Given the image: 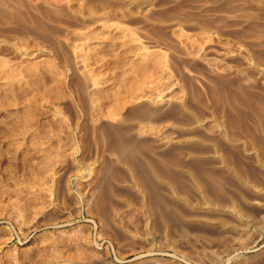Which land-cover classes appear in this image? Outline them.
I'll return each mask as SVG.
<instances>
[{
	"label": "rangeland",
	"instance_id": "1",
	"mask_svg": "<svg viewBox=\"0 0 264 264\" xmlns=\"http://www.w3.org/2000/svg\"><path fill=\"white\" fill-rule=\"evenodd\" d=\"M148 1L151 3V9L146 19L142 20L140 18H129L118 20L121 22L119 24V26L122 25L120 26L121 28L133 30L132 32H134L135 35L140 39L141 43H144L146 46L151 47V42L154 40H164L163 42H165L166 47H168V43L171 41L174 42L171 32L177 27V30L179 28L184 34H189L194 37L195 43H198L201 47H212L213 45H216L217 42L222 41V43H228L230 47L232 46L231 48L234 47L235 50L240 49L242 52H244V54L246 53V55L249 56L251 63H254L252 65L260 66V68L264 67V61L261 59L262 56L264 57V0ZM75 2L77 3L78 0H7L8 4L6 9L8 15H0V58H4L7 60V62L13 64L14 66L26 65L25 67H28V63L30 64L33 62L32 60L35 62H43L47 60L52 63L54 68H58H55L57 72H62L61 74L60 72L59 74L57 73V76L55 71V76H57V78L52 76L53 78L55 77L52 79L56 83L52 81L51 77H46V75H42V77H40L42 82L40 79L35 82L30 77L24 78L22 76L20 82H11V93L4 94V92L0 90V101H2L0 102V111L7 115L12 113V117L15 116L17 119H19L17 120L16 118L12 117V120H10V117L9 119L3 117V119L0 118V264H211L208 257L212 254H220L222 252L221 250L224 249H220V247H223V243H226L230 239L229 238L227 240L228 235L226 233L216 231V227H220L222 224H228L226 226L227 228L228 226L236 224V220L247 224L249 228L248 234H250L248 237L250 244L248 243L249 245L247 249L241 250L239 253L233 255L231 259H224L220 264H264V165L262 164L264 163V150H262L263 153H260L262 151H259L262 148L264 149V134L259 135V132L254 130L255 120L253 119V112L251 108V104H256L259 100V104L257 103V105L262 104L261 106H263L262 108L264 109V75L258 74L257 71L249 68L246 70L247 72H244V74H246L248 77L247 79L245 78L246 75L244 74V76L242 75L243 77H239L234 73L232 74L233 71L226 73V75L224 74L222 78H217L214 74H211L209 71L207 72V69L203 67L204 65L200 63V61L189 62L183 60L184 62L180 61L182 63L176 62L177 68H175V66L174 68L172 67L174 76L171 80H174L181 86H183V83L185 82L184 86L186 91H184L185 89L183 86V91L178 93H180L179 95L183 102H186L184 105L186 108H188V110L186 109L187 112H185L184 116H175L170 120H172L174 124L181 125V127L182 125L189 123V127L193 120H198L199 118L200 121L204 119L210 120L214 116V118H212L210 121L220 123L223 122V124H225L224 126H227V129H229L228 133L235 137L236 143L234 141H227V139H225L220 141L221 143L219 142L217 144L218 146L220 145L218 147L214 145V142L217 141L215 138L217 137H210L209 135L207 136L205 132L203 133L201 130L197 131L195 128L192 130L191 134L188 135L190 138L193 137L194 139V141H191V139L188 140V146H186V143H183V145L175 143L170 145L171 148L160 147V149L159 147L152 145L154 143L153 141L151 143L152 137L150 135H142L135 140L136 142L140 141V143H148V149L144 151L141 150L143 162L149 164L151 161L150 165L159 168V164L161 163L162 159L165 162L169 161L172 163V161L168 160L171 157H168L169 154L175 148L180 149V156H178L177 160L179 164L170 168V173H168L170 174L169 178L173 179L176 183L178 181V184H180L184 180V172L181 171V169H189L197 176L201 177V181L203 183H208V185L205 184V188L207 193L212 195L214 191L210 183L212 178L208 176H219V179L223 180L225 183L227 182L225 184L222 181V189L224 190L225 196L227 198L226 201L229 202L227 203L225 201V206H234L233 208H235L236 211L232 217H230L228 214H223L220 218L214 215H206L204 220H207L208 227L206 224H199L196 221H189L188 223L183 222L182 226H179L174 222H170L168 219L169 217L166 216L167 213L165 209L159 206L154 200H151L149 203L152 204L153 202L154 205H149V212L151 213V211H155V214L157 211L160 212V215H162L166 221L164 224L160 219V215H156L154 218H152L148 211L142 207V204H144L143 197L135 195L136 192L132 193L133 191L129 189L127 185H122L120 183L121 179L125 180V177L128 176H126L127 165H123L124 162L121 163L122 161L119 159V156L114 149L112 132L110 129L116 126L119 127V123L117 122L118 117L115 120H109L110 118L106 119V117H104L105 111H103L108 101L107 94L111 97L112 91L116 89L114 84L115 81L111 80V75L104 69H102V71L99 73L101 78L98 75L96 80L95 78H93L94 80L92 79L94 82L90 79L79 77L78 74L73 73V70L66 68L65 65L62 64L63 61L60 55L57 56L55 54L54 56L53 52L44 47L40 37L42 32L38 27H36V24L34 25L32 23V20H34V23H36L35 20L43 21L47 25V28L52 27L56 29V35L57 37L60 36L59 38L61 42L63 41L61 38H67V36L71 39L72 36H74L73 33L79 32V28L75 26L74 22L67 16L62 15L59 23H52L51 20L48 21L49 19L46 18L47 13H45V11H48L49 9L66 10V7ZM43 10L44 12H41ZM179 10H182L183 12H180ZM98 15L100 14H97L96 17H98ZM171 17L173 19H171ZM191 17L194 18L192 19ZM176 18H179V21L174 20ZM106 19L109 24L111 21L114 22H111V24L116 23L117 25L118 23V21L116 22L117 19H115V17H107ZM166 20H168V22ZM85 21H87V19H85ZM204 22L205 24L207 23L206 26ZM212 22L214 24H212ZM215 23L219 24L220 26ZM199 37H201L203 40ZM229 37L232 39L234 38V41ZM237 37L239 38L237 39ZM204 39L206 42H203ZM16 46L17 48H15ZM42 46L43 48H41ZM171 48L173 50V47ZM26 49L29 53L33 54V56H28L29 58H27L26 56L29 53L26 51ZM42 54L44 57H42ZM229 54H227V56L224 58L225 61L223 62L227 66L229 65L228 67L230 70H242L245 68V62L241 61L242 59L240 58V54L237 55L235 52H230ZM211 56L212 55H208V57ZM259 59H261V61ZM241 78L243 79L241 80ZM177 79L179 81H177ZM58 81H60L62 84ZM244 81H246L245 84ZM89 82L90 85H88ZM211 82L213 84H211ZM3 83L4 80L0 79V88L4 85ZM108 85H113V90L112 87H109L108 89V91L111 92H108L106 89ZM246 86L248 87L246 88ZM250 87L251 90L249 91L248 89H250ZM97 88L99 91H97ZM100 89H103V91L105 90L104 92L102 91L105 94L104 95L102 93L103 96H105L103 97L105 100L103 99L102 101H98V94L101 92ZM189 89L191 90L189 91ZM228 90L230 91V94ZM46 91L50 93H46V95L42 94ZM24 92L29 95L27 96V94ZM30 94L32 96H30ZM215 94L219 98L218 102L215 99ZM96 95L98 98H96ZM234 95L235 97L233 98ZM190 98L192 99L191 102ZM244 99L246 101H244ZM254 99L255 101H253ZM248 100H251V102ZM129 106L130 107L127 105L124 108L125 111H121V116H123L127 110V112H129L133 108L132 105L129 104ZM140 106H142L141 103H138L136 107ZM23 109H25V113L28 111L26 114V117H30L28 120H24L26 117L22 118L25 115L22 112ZM193 111L197 113L195 114ZM165 114H167V112L164 111L159 115ZM186 114L188 116H186ZM190 115L192 118H189ZM182 117H184V119ZM215 118L217 119L215 120ZM220 119H222V121ZM233 119H236V121ZM230 120L234 121H232L233 126L230 124ZM194 122L193 125L195 126ZM261 122H264V118ZM239 124H241V127ZM27 127L28 129H26ZM152 127L156 126L152 125ZM242 127L245 128L243 129ZM263 127L264 126H261L262 129H264ZM23 132H25V135H23ZM172 132L173 131L169 132L168 130L167 134H170L174 139L177 140L181 138L180 135H178L179 133ZM242 133L245 135H242ZM33 137L34 139H32ZM185 137H187V135H185ZM197 137L202 139L205 138V141L209 140L210 142H203L202 147H196L195 142L196 139H198ZM236 138H238L239 141H237ZM29 139H32L33 143ZM213 139H215V141ZM245 142L247 143L246 148L242 145V143ZM213 146H216L215 149H213ZM257 146L260 149L257 148ZM31 147L34 149L32 150ZM152 148H155V150ZM247 148L250 149L248 150ZM239 149H241V151ZM235 150H238L239 152H235ZM45 151L49 152L47 153ZM215 151H217V155L219 157H224L225 162L228 163L232 170L237 168L236 171H238V175L229 173V171L226 169L223 170L221 164L219 163L220 166L217 164L215 161L217 159L213 158ZM202 153L205 154L203 155ZM41 157H43V159ZM184 158H186V160H184ZM45 159H48L50 162H47L48 160L46 161ZM39 160H41L42 163L41 161L38 163ZM182 161L189 166L184 164ZM247 161L249 162V165ZM180 163H183L182 166ZM191 166L193 167L191 168ZM242 166L245 169L247 168V170L245 171L244 168L242 169ZM239 173L242 174L241 178ZM204 174L206 175L204 176ZM165 177L168 176L166 175ZM206 177L209 178V182L206 181ZM244 177V180L257 181V186L259 185L261 191H258L256 194L252 190L250 191L249 189L246 190L242 188L239 183L240 179H243ZM227 179L230 180L227 181ZM228 184L232 186H229ZM109 185L112 187V190ZM210 185L211 188L209 187ZM158 187L163 190H160L161 195L163 194V197L167 196L165 197V201L168 206V210H180L182 214H186L185 209L177 208L181 206V204L179 205L180 199L178 200L173 195H170V193L168 194L167 187L166 189L165 186ZM177 187L179 191L181 186L177 185ZM90 189L95 190L96 196L94 198L95 200L93 199L94 201H91L88 208L82 203V198L87 192H90ZM237 190H241L242 192ZM134 195L136 196L137 200H142L141 202L139 201L140 204H136V198ZM116 196H118L120 199ZM122 196L123 199H121ZM200 201L202 202L201 199ZM236 201L239 203V205ZM171 207L173 209H169ZM94 211L97 212L95 213ZM102 213L105 217L102 215ZM98 216H102V220H100ZM53 224H55L54 226H56V228L53 227ZM62 231H64V234L67 233V235H63L64 238H66L71 232L69 234L70 236H68L70 239L67 237V242H61L58 245V248H56L57 251L55 249H47V247H50L49 245L54 238H62L60 236L62 235ZM223 237H226L225 239L227 241ZM219 238L224 239L225 241L219 240ZM51 250L53 252H51ZM216 250H218L219 253L216 252ZM79 258L81 262L79 261Z\"/></svg>",
	"mask_w": 264,
	"mask_h": 264
},
{
	"label": "bare ground",
	"instance_id": "2",
	"mask_svg": "<svg viewBox=\"0 0 264 264\" xmlns=\"http://www.w3.org/2000/svg\"><path fill=\"white\" fill-rule=\"evenodd\" d=\"M77 1V0H76ZM198 1V0H197ZM233 1V0H232ZM45 2V1H44ZM202 2V1H201ZM205 2V1H204ZM208 2V1H207ZM210 2V1H209ZM226 2V1H225ZM231 2V1H230ZM229 2V3H230ZM54 3V2H53ZM186 3V2H185ZM232 3V2H231ZM7 0H0V15H8L7 14ZM227 4V3H226ZM150 6L151 3L148 0H78V2L76 3H71L68 7H66V10L64 9H49L48 11H45V13H47V20L48 21H52V23H59V20L61 18L62 15L67 16L68 18H70L76 27H78L79 32L78 33H73L74 36H72V38H67L64 37L63 39L61 38V40H63L62 42L60 41V36L57 37L56 33V29L50 27L47 28L45 22L43 21H36V23H34V20H32V23L35 25H37L36 27H38L40 29V31L42 32V34L40 35L41 37V42H43L44 47L47 48L48 50H50L51 52L54 53L58 56L60 55L62 58V61L65 65L66 68H70L71 70H73V73H76L79 75V77H84L86 79H90L92 80L93 78L98 77L100 71H102V69H104L105 71H107L110 75H111V80H114V84L116 89H114V91H112L111 97L110 95L108 96L107 92V97H108V101L106 104V107L103 111H105V116L106 119H113L115 120L117 117V122L119 123V127H112L111 132H112V138H113V144H114V149L116 150L117 155L119 156V159H121V163L124 162L123 165H127V174L125 177V180L121 179L120 183L122 185H127V187H129V189H131L133 192L135 193V195L139 196V197H143L144 198V204H142V207H144L148 213L152 216V218H154L156 215H160V212H156L155 211H151V213L148 210V207L151 203H149L151 200L155 201L158 203L159 206H161L163 209H165L167 215L169 218L170 222H174L176 225L178 224L179 226H182L183 222H189V221H196L199 224H207V220H204V218L206 217V215H214V216H218V218H220L223 214H228L230 217H232L235 213V208L232 207H226L225 206V201H226V196L224 193V190L222 189V181L221 179H219L217 176H208L210 178H212L211 180V185L213 187V194L210 195L207 193L206 191V185H208V183H203L201 181V177L197 176L193 171L189 170V169H181V171L184 172V180L178 184L169 178L168 173H170V168L172 166H177L179 164L178 160V156H180V149L175 148L171 151V153L169 154L168 157H170V161L165 162L163 159L161 160V163L159 164V168L153 167L152 165H150L151 161L149 162V164H147L146 162H143V156H141V150H146L148 149V143L146 144L145 142L140 143L136 142L135 139L139 138V136H144V135H150L152 137L151 143L153 141L156 147H162V148H166V147H170V145L175 144V143H179L182 144L186 143V146H188L187 142L189 139H191V141H194L193 137H189L188 135L191 134L193 129H197L203 131V133L205 132L207 134V136L209 135L210 137H217L215 138L217 141H215V139H213L214 141V145L218 146L217 144L222 141L227 139V141H234L236 143L235 137H233L231 134L228 133L227 126H224L225 124L220 123V122H212L210 121L212 118H214V116L210 119H203L204 120H193L195 126L193 125V122H191V124L188 127V124L185 125H178V124H174V122L172 120H170L171 118L177 116H184L185 112H187L188 108L185 107L182 98L180 97V93L183 91V86H181L179 83L175 82L174 80H171L173 78V72H172V67L177 68V64L176 62H180L183 60L189 61V62H193V61H200V63H202L204 66V68L207 69V72L209 71L211 74H214L215 77L217 78H222V76L226 73H229L231 71L232 74L234 73L235 75L241 77L244 72L246 70H248L249 68H252L253 70L257 71L258 74H263L264 75V67L260 68V66L257 65H252L254 63H251L250 58L248 55H246V53L244 54V52H242L240 49L235 50V48H231L229 46L228 43H222V41L217 42L216 45H213L212 47H201L199 46V44L195 43L194 41V37H192L189 34H184L183 32L180 31V29L177 27L175 30H172L171 32V36L174 42H170L168 43V47H166L165 42L160 41V40H154L152 41V46H146L144 43H141L140 39L135 35L134 32H132L133 30H128L125 28H121L119 24L121 22H119L118 20H122V19H129V18H140V19H146L149 11H150ZM189 8V7H188ZM176 10V9H175ZM178 10V8H177ZM180 11V10H179ZM41 12H44L41 11ZM172 12V11H171ZM170 12V13H171ZM178 12V11H177ZM180 12H183L182 10ZM9 13V12H8ZM174 13V12H173ZM188 13V12H186ZM43 14V13H42ZM97 14H100L97 16ZM177 14V13H176ZM182 14V13H181ZM185 14V13H184ZM41 15V14H40ZM45 15V14H44ZM43 15V16H44ZM102 15V17H101ZM167 15V14H166ZM173 15V14H172ZM171 15V16H172ZM87 16V17H86ZM177 16V15H176ZM185 16V15H184ZM188 16V15H187ZM197 16V15H196ZM264 16V15H263ZM107 17H115L116 22L118 21L117 25L115 24H109V22H107ZM175 17V16H174ZM201 17V16H200ZM199 17V18H200ZM222 17V16H221ZM45 18V17H44ZM192 19L194 17H191ZM220 18V17H219ZM16 19V18H15ZM26 19V18H25ZM85 19H87V21H85ZM165 19V18H164ZM168 19V18H167ZM170 19V18H169ZM171 19H173L171 17ZM179 19V18H178ZM177 18L174 20H178ZM183 19V18H182ZM222 19V18H221ZM256 19V18H255ZM18 20V19H17ZM46 20V19H45ZM151 20V19H150ZM168 22V20H166ZM179 21V20H178ZM186 21V20H185ZM189 21V20H188ZM193 21V20H192ZM197 21V20H196ZM202 21V20H201ZM208 21V20H207ZM219 21V20H218ZM63 22V21H62ZM151 22V21H150ZM161 22V20H160ZM210 22V21H209ZM225 22V21H224ZM17 23V22H16ZM114 23V22H112ZM158 23V22H157ZM218 23V22H217ZM215 23V24H217ZM73 24V25H74ZM205 24V22H204ZM203 24V25H204ZM211 24V23H210ZM212 24H214L212 22ZM126 25V24H125ZM124 25V26H125ZM202 25V24H201ZM207 25V23L205 24V26ZM219 25V24H217ZM228 25V24H227ZM74 26V27H75ZM211 26V25H210ZM220 26V25H219ZM55 27V26H54ZM126 27V26H125ZM203 28H205L204 26H202ZM215 27V26H214ZM141 28V27H140ZM257 28V27H256ZM210 29V28H209ZM250 29V27H249ZM253 29V28H252ZM160 30V29H159ZM163 30V29H162ZM213 30V29H212ZM228 30V29H227ZM244 30V29H243ZM251 30V29H250ZM158 31V30H157ZM165 31V30H164ZM171 31V30H170ZM220 31V30H219ZM159 32V31H158ZM202 32V31H201ZM198 32V33H201ZM244 32V31H243ZM258 32V31H257ZM160 33V32H159ZM196 33V32H195ZM204 33V32H202ZM247 33V32H246ZM245 33V34H246ZM251 34V33H249ZM253 34V33H252ZM255 34V33H254ZM208 35V33H207ZM222 35V34H221ZM219 35V36H221ZM236 35V34H235ZM241 35V34H240ZM63 36V35H62ZM159 37V36H158ZM242 37V36H241ZM240 37V38H241ZM248 37V36H247ZM254 37V36H253ZM66 38V39H65ZM200 39H202L201 37H199ZM231 38V37H229ZM228 38V39H229ZM239 37H237L238 39ZM147 39V38H146ZM149 39V38H148ZM197 39V38H195ZM208 39V38H207ZM232 39V38H231ZM234 39V38H233ZM232 39V40H233ZM243 39V38H242ZM4 40V39H3ZM6 40V39H5ZM25 40V39H24ZM167 40V39H166ZM171 40V39H170ZM198 40V39H197ZM203 40V39H202ZM201 40V41H202ZM209 40V39H208ZM246 40V39H245ZM12 41V40H11ZM60 41V42H59ZM169 41V40H168ZM234 41V40H233ZM163 42V43H162ZM203 42H206L205 39ZM202 42V43H203ZM209 42V41H208ZM7 43V42H6ZM10 43V42H9ZM8 43V44H9ZM27 43V42H26ZM149 43V42H147ZM23 44V43H22ZM207 44V43H206ZM40 45V44H39ZM202 45V44H200ZM15 46V45H14ZM173 47V50L171 47ZM253 46V45H252ZM251 46V47H252ZM257 46V45H256ZM254 46V47H256ZM22 47V46H21ZM236 47V46H235ZM17 48V46L15 47ZM39 48V47H38ZM43 48V46L41 47ZM24 49V48H23ZM22 49V50H23ZM28 49V47H27ZM26 49V51H27ZM163 49V50H162ZM254 49V48H253ZM31 50V49H30ZM29 50V51H30ZM33 50V49H32ZM47 50V51H48ZM252 50V49H251ZM19 51V50H17ZM210 51V52H208ZM25 52V51H24ZM28 52V51H27ZM33 52V51H32ZM44 52V51H43ZM232 52H235V54H240V58L242 59L241 61L245 62V68L242 70H230L229 69V65L227 66L223 61L224 58L227 56V54ZM251 52V51H250ZM249 52V53H250ZM13 53V52H12ZM29 53V52H28ZM36 53V52H35ZM39 53V52H38ZM252 53V52H251ZM19 54V53H18ZM47 54V52H46ZM25 55V54H24ZM208 55H212L211 57H208ZM215 55V57H214ZM230 55V54H229ZM251 55V54H250ZM253 55V54H252ZM28 56H33V54L29 53L26 57L29 58ZM41 56V55H40ZM46 56H50V55H46ZM236 56V55H235ZM254 56V55H253ZM252 56V57H253ZM24 57V56H23ZM42 57L43 54H42ZM259 57V56H258ZM16 58V57H15ZM19 58V57H18ZM21 58V57H20ZM26 58V59H27ZM51 58V57H50ZM264 57L262 56V61H264L263 59ZM40 59V58H39ZM47 59V58H46ZM45 59V60H46ZM49 59V58H48ZM189 59V60H188ZM254 59V58H253ZM261 59H259L261 61ZM23 60V59H22ZM51 60V59H49ZM257 60V59H256ZM33 62H31L30 64L28 63V67L25 66H19V65H13L9 62H7V60H5L4 58H0V79L4 80V85L1 86L0 90H2L4 92V94L7 93H11L12 90V84L11 82L13 81H19L21 80V77L23 76L24 78L30 77L31 79H33L35 82L40 79V77L45 76H49L51 77V79L53 78L52 76H55V68L52 65V63H50V61H43V62H35L34 60H32ZM37 61V60H36ZM41 61V60H39ZM61 61V62H62ZM250 61V62H249ZM184 62V61H183ZM182 63V62H180ZM258 63V62H257ZM262 63V62H260ZM197 64V63H196ZM63 65V66H64ZM184 65V64H183ZM201 66V65H200ZM188 67V66H187ZM241 67V66H240ZM195 68V67H193ZM236 68V67H235ZM239 68V67H238ZM58 69V68H56ZM184 69V68H183ZM232 69V68H231ZM241 69V68H240ZM201 70V69H200ZM176 71V70H175ZM180 71V70H178ZM177 71V72H178ZM185 71V70H184ZM183 71V72H184ZM206 71V70H205ZM60 71H56V74H59ZM247 72V71H246ZM62 72H60L61 74ZM57 74V76H58ZM107 74V73H106ZM108 74V75H109ZM200 74V73H199ZM231 74V73H230ZM248 74V73H247ZM29 75V76H26ZM229 75V74H228ZM246 75V74H244ZM243 75V76H244ZM251 75V74H250ZM249 75V76H250ZM57 76H55L57 78ZM62 76V75H61ZM60 76V77H61ZM100 76V75H99ZM232 76V75H231ZM242 76V77H243ZM262 76V75H260ZM54 77V78H55ZM177 77V76H176ZM212 77V76H211ZM227 77V76H226ZM254 77V76H253ZM53 78V79H54ZM101 78V76H100ZM245 78L247 79V75L245 76ZM29 79V78H28ZM52 79V81H53ZM59 79V78H58ZM243 78H241L242 80ZM60 80V79H59ZM94 80V79H93ZM92 80V81H93ZM184 80V79H183ZM208 80V78H207ZM215 80V79H214ZM213 80V81H214ZM226 80V79H225ZM240 80V79H239ZM253 80V79H252ZM24 81V80H23ZM29 81V80H28ZM40 81L42 82V80L40 79ZM89 81V80H88ZM86 81V82H88ZM104 81V80H103ZM109 81V80H108ZM177 81H179L177 79ZM182 81V79H181ZM186 81V80H185ZM212 81V80H211ZM224 81V80H223ZM258 81V80H257ZM260 81V80H259ZM55 82V81H53ZM59 83H61L60 81H58ZM63 82V81H62ZM94 82V81H93ZM99 82V81H98ZM101 82V81H100ZM189 82V81H188ZM246 81H244L245 84ZM248 82V81H247ZM264 82V81H263ZM45 83V82H44ZM43 83V84H44ZM56 83V82H55ZM64 83V82H63ZM96 83V82H95ZM190 83V82H189ZM222 83V81H221ZM234 83V82H233ZM240 83V81H239ZM242 83V82H241ZM39 84V82H38ZM42 84V83H41ZM40 84V85H41ZM62 84V83H61ZM107 84V83H106ZM113 84V85H114ZM211 84H213L211 82ZM218 84V83H217ZM220 84V81H219ZM263 84V83H262ZM88 85H90V82L88 83ZM101 85V84H100ZM103 85V84H102ZM105 85V84H104ZM112 85V86H113ZM187 85V84H186ZM234 85V84H232ZM241 85V84H240ZM26 86V85H25ZM36 86V85H35ZM111 85L107 86V91L109 89V87H112ZM114 87V88H115ZM187 87V86H186ZM210 87V86H209ZM220 87V86H219ZM218 87V89H219ZM238 87V86H236ZM243 87V86H242ZM248 86H246L247 88ZM23 88V86H22ZM50 88V87H49ZM48 88V89H49ZM245 88V89H246ZM41 89V88H40ZM46 89V88H45ZM53 89V88H52ZM58 89V88H57ZM93 89V88H92ZM96 89V88H95ZM98 89V88H97ZM185 89V86H184ZM188 89V88H187ZM213 89V88H212ZM216 89V88H215ZM222 89V88H220ZM244 89V90H245ZM34 90V88H33ZM113 90V87H112ZM191 89H189L190 91ZM217 90V89H216ZM249 91L251 90L248 89ZM253 90V89H252ZM36 91V90H35ZM34 91V93H35ZM42 91V90H41ZM99 91V89L97 90ZM97 91H93V92H97ZM100 93L99 98L98 96L96 98H98V101H102L105 97L103 96V89H100ZM103 91V92H102ZM186 91V89L184 90ZM188 91V92H189ZM214 91V90H213ZM229 91V90H228ZM227 91V92H228ZM243 91V90H242ZM263 91V90H261ZM43 92V91H42ZM55 92V91H53ZM92 92V91H91ZM111 92V91H108ZM219 92V91H218ZM232 92V91H231ZM238 92V91H237ZM248 92V91H247ZM26 93V92H24ZM40 93V92H39ZM49 94L50 92H45L42 94L46 95ZM56 93V92H55ZM74 93V92H73ZM103 93V94H102ZM193 93V92H192ZM221 93V92H220ZM233 93V92H232ZM254 93V91H253ZM252 93V94H253ZM261 93V92H260ZM27 94V93H26ZM37 94V92H36ZM64 94V93H63ZM110 94V93H109ZM190 94V92H189ZM225 94V92H224ZM230 94V91H229ZM234 94V93H233ZM259 94V93H258ZM262 94V93H261ZM9 95V94H8ZM14 95V94H13ZM29 94H27L28 96ZM52 95V94H50ZM92 95V94H91ZM95 95V94H94ZM105 95V94H104ZM186 95V94H185ZM216 95V94H215ZM254 95V94H253ZM256 95V94H255ZM17 96V95H16ZM26 96V97H27ZM30 96H32L30 94ZM43 96V95H42ZM182 96V94H181ZM198 96V94H197ZM212 96V95H211ZM221 96V95H220ZM226 96V95H225ZM228 96V95H227ZM238 96V95H237ZM258 96V95H257ZM6 97V96H4ZM8 97V96H7ZM22 97V95H21ZM54 97V96H53ZM106 97V98H107ZM110 97V98H109ZM187 97V96H186ZM224 97V96H223ZM232 97V96H231ZM235 97V95L233 96V98ZM1 98V97H0ZM35 98V97H34ZM66 98V97H65ZM93 98V97H92ZM95 98V97H94ZM192 98V97H191ZM190 98V99H191ZM216 95L215 99L218 102L219 98ZM229 98V97H228ZM253 98V97H252ZM260 98V97H259ZM17 99V98H16ZM25 99V98H24ZM33 99V98H32ZM38 99V98H37ZM48 99V97H47ZM236 99V98H235ZM242 99V98H241ZM35 100V99H34ZM39 100V99H38ZM46 100V99H45ZM105 100V99H104ZM197 100V99H196ZM240 100V99H239ZM43 101V100H42ZM192 101V99L190 100V102ZM235 101V100H234ZM244 101H246L244 99ZM249 102H251V100H248ZM255 101V99L253 100ZM2 102V101H0ZM39 102V101H38ZM97 102V101H96ZM243 102V101H242ZM249 102H247L248 104H250ZM259 102V100L257 101V103ZM261 102V101H260ZM5 103V102H4ZM7 103V102H6ZM24 103V102H23ZM138 103H141L142 106L140 107H136L138 105ZM193 103V102H192ZM212 103V102H211ZM256 103V102H255ZM256 104H251V108H252V112H253V119L255 120L254 122V130L259 132V135H263L264 134V129L261 128V126H264L263 123L261 122L262 119L264 118V109L262 108L263 106L261 105H257ZM3 104V103H2ZM9 104V103H8ZM47 104V102H46ZM45 104V105H46ZM132 105L133 108L127 112L125 114H123V116H121V111L124 110V108L128 105L129 106ZM201 104V103H200ZM205 104V102H204ZM240 104V103H239ZM259 104V103H258ZM26 105V104H25ZM99 105V104H98ZM97 105V106H98ZM105 105V104H104ZM203 105V104H202ZM233 105V104H232ZM246 105V104H245ZM264 105V104H263ZM7 106V105H6ZM57 106V105H56ZM204 106V105H203ZM10 107V106H9ZM12 107V106H11ZM17 107V106H16ZM55 107V105H54ZM53 107V108H54ZM93 107V106H92ZM100 107V106H99ZM104 107V106H103ZM196 107V106H195ZM200 107V106H199ZM218 107V104H217ZM223 107V106H222ZM248 107V106H247ZM8 108V107H7ZM197 108V107H196ZM221 108V107H220ZM224 108V107H223ZM93 109V108H92ZM187 109V110H186ZM190 109V108H189ZM202 109V108H201ZM222 109V108H221ZM25 109L22 110V112L25 114L22 118L26 117V114L28 113V111L25 113L24 112ZM98 110V108H97ZM101 110V109H100ZM191 110V109H190ZM189 110V111H190ZM195 110V109H194ZM206 110V109H205ZM210 110V109H209ZM214 110V109H213ZM225 110V109H224ZM101 111V112H103ZM125 111V110H124ZM167 112V114L165 115H159L161 114V112ZM204 111V110H203ZM195 113V111H193ZM221 112V111H220ZM219 112V113H220ZM231 112V111H230ZM20 113V112H19ZM30 113V112H29ZM96 113V112H95ZM197 113V112H196ZM195 113V114H196ZM218 113V112H216ZM12 114V113H11ZM7 115L4 114L2 111H0V118H8L10 117V120L12 115ZM104 114V113H103ZM194 114V115H195ZM208 114V113H207ZM211 114V113H210ZM209 114V115H210ZM213 114V111H212ZM229 114V113H228ZM16 115V114H15ZM21 115V114H20ZM23 115V114H22ZM31 115V113H30ZM56 115V114H55ZM173 115V116H171ZM217 115V114H216ZM155 116V117H154ZM157 116V117H156ZM186 116H188L186 114ZM203 116V115H202ZM227 116V115H226ZM237 116V115H236ZM208 117V116H207ZM218 117V116H217ZM225 117V115H224ZM223 117V118H224ZM230 117V116H229ZM238 117V116H237ZM2 118V119H3ZM12 118H16L15 116H13ZM20 118V117H19ZM28 118L30 117H26L24 118L28 120ZM181 118V117H180ZM184 119V117H182ZM189 118H192V116L190 115ZM210 118V117H208ZM234 118V117H233ZM239 118V117H238ZM5 119V120H6ZM17 119V118H16ZM32 119V118H31ZM93 119V118H92ZM217 118H215L216 120ZM241 119V118H240ZM239 119V120H240ZM247 119V118H246ZM9 120V121H10ZM19 120V119H17ZM95 120V119H94ZM112 120V121H113ZM178 120V119H177ZM180 120V119H179ZM186 120V119H185ZM222 121V119H220ZM236 121V119H233ZM232 120V121H233ZM22 121V119H21ZM33 121V120H32ZM60 121V120H59ZM169 121V122H168ZM231 121V120H230ZM231 121V125L233 126V123ZM28 122V121H27ZM234 122V121H233ZM244 122V121H243ZM23 123V122H22ZM59 123V122H58ZM63 123V122H62ZM112 123V122H111ZM115 123V122H114ZM248 123V122H247ZM253 123V122H252ZM27 124V123H26ZM249 124V123H248ZM247 124V125H248ZM30 125V124H29ZM152 125H155L156 127H152ZM228 125V124H227ZM241 127V124H239ZM246 125V127H247ZM16 126V125H15ZM30 127V126H29ZM65 127V126H64ZM250 127V125H249ZM238 128V126H237ZM243 128V127H242ZM245 128V127H244ZM243 128V129H244ZM264 128V127H263ZM25 129V128H24ZM23 129V130H24ZM28 129V127L26 128ZM30 129V128H29ZM101 129V128H100ZM17 130V129H16ZM22 130V129H21ZM32 130V129H31ZM173 131L174 133H179L178 135H180V139H174L170 134H167V132ZM237 130V129H236ZM19 131V130H18ZM25 131V130H24ZM100 131V130H99ZM242 131V129H241ZM172 132V133H173ZM232 132V131H231ZM243 132V131H242ZM14 133V131H13ZM12 133V134H13ZM25 132H23V135ZM200 133V132H199ZM236 133V132H235ZM239 133V132H238ZM247 133V132H246ZM19 134V133H18ZM34 134V133H33ZM43 134V133H42ZM22 135V134H21ZM109 135V134H108ZM185 135H187V137H185ZM242 135H245L242 133ZM241 135V136H242ZM248 135V134H247ZM193 136V135H192ZM235 136V135H234ZM29 137V136H28ZM35 137V136H34ZM34 137L32 139H34ZM205 137V136H204ZM262 137V136H260ZM99 138V137H98ZM198 138V137H197ZM206 138V137H205ZM205 138H198L196 139V147H202L203 142H208L209 140L205 141ZM264 138V137H263ZM29 139L32 143L33 140ZM38 139V138H37ZM208 139V138H207ZM210 139V138H209ZM219 139V140H218ZM237 141H239L238 138H236ZM243 139V138H242ZM44 140V139H43ZM145 140V139H144ZM147 140V139H146ZM249 140V139H248ZM22 141V140H21ZM28 141V140H27ZM26 141V142H27ZM143 141V140H142ZM141 141V142H142ZM30 142V143H31ZM96 142V140H95ZM100 142V141H99ZM103 142V141H102ZM210 142V141H209ZM247 142V140H246ZM242 143V145L246 148L247 147V143ZM29 143V142H28ZM42 143V142H40ZM221 143V142H220ZM260 143V142H259ZM264 143V142H263ZM39 144V143H38ZM72 144V143H71ZM98 144V143H97ZM104 144V143H103ZM261 144V143H260ZM37 145V144H35ZM65 145V144H64ZM63 145V146H64ZM99 145V144H98ZM226 145V144H225ZM257 145V144H255ZM29 146V145H28ZM46 146V145H45ZM181 146V145H180ZM216 146H213V149H215ZM220 146V145H219ZM218 146V147H219ZM230 146V144H229ZM251 146V145H250ZM39 147V146H38ZM37 147V148H38ZM41 147V145H40ZM153 147V146H152ZM176 147V146H175ZM195 147V146H194ZM195 147V148H196ZM225 147V146H223ZM231 147V146H230ZM264 147V146H263ZM29 148V147H28ZM32 148V147H31ZM42 148V147H41ZM150 148V147H149ZM183 148V147H182ZM222 148V147H221ZM220 148V149H221ZM234 148V147H233ZM236 148V147H235ZM257 148H259L257 146ZM262 148V147H261ZM34 148H32L33 150ZM47 149V148H46ZM56 149V148H55ZM153 149V148H152ZM161 149V148H160ZM212 149V148H211ZM218 149V148H217ZM219 149V151H220ZM224 149V148H223ZM248 149V148H247ZM250 149V148H249ZM248 149V150H249ZM252 149V148H251ZM260 149V148H259ZM39 150V149H38ZM75 150V148H74ZM151 150V149H150ZM155 150V148L153 149ZM241 151V149H239ZM246 150V149H245ZM264 150L263 148L260 149L259 151ZM42 151V150H41ZM69 151V150H68ZM148 151V150H147ZM158 151V148H157ZM168 151V150H167ZM198 151V150H197ZM196 151V153H197ZM213 151V150H212ZM232 151V150H231ZM234 151V150H233ZM238 150H235V152ZM247 151V150H246ZM32 152V151H31ZM47 152V151H45ZM49 152V151H48ZM47 152V153H48ZM60 152V151H59ZM58 152V153H59ZM71 152V151H70ZM153 152V151H152ZM165 152V151H164ZM192 152V151H191ZM230 152V151H229ZM239 152V151H238ZM237 152V153H238ZM15 153V152H14ZM43 153V152H42ZM75 153V152H74ZM73 153V154H74ZM185 153V152H184ZM182 153V154H184ZM188 153V152H187ZM200 153V152H199ZM215 155H213L217 164L221 167L222 169H226L229 171V173H234L236 175H238V171L232 170V168H230V166L228 165V163L225 162L224 157H219L217 155V151L214 152ZM260 153H263L260 152ZM259 153V156H260ZM165 154V153H164ZM181 154V155H182ZM203 154V153H202ZM205 154V153H204ZM203 154V155H204ZM70 155V154H68ZM113 155V154H112ZM161 155V154H160ZM185 155V154H184ZM187 155V154H186ZM224 155V154H223ZM236 155V154H235ZM256 155V154H255ZM38 156V155H37ZM66 156V155H65ZM155 156V155H154ZM188 156V155H187ZM191 156V155H190ZM189 156V158H190ZM239 156V155H237ZM26 157V156H25ZM114 157V155H113ZM157 157V155H156ZM155 157V158H156ZM159 157V156H158ZM206 157V156H205ZM244 157V156H243ZM247 157V156H246ZM250 157V156H249ZM43 159V157H41ZM149 158V157H148ZM163 158V157H162ZM192 158V157H191ZM239 158V157H238ZM51 159V158H50ZM72 159V158H71ZM115 159V158H114ZM118 159V160H119ZM147 159V158H145ZM152 159V158H151ZM161 159V158H160ZM180 159V158H179ZM196 159V158H195ZM262 159V158H261ZM46 160V159H45ZM48 160V159H47ZM46 160V161H47ZM53 160V159H52ZM51 160V162H52ZM117 160V161H118ZM158 160V159H157ZM183 160V159H182ZM184 160H186V158H184ZM244 160V158H243ZM247 160V159H246ZM249 160V158H248ZM251 160V159H250ZM255 160V159H254ZM263 160V159H262ZM35 161V159H34ZM38 161V160H37ZM41 160H39L38 163H40ZM153 161V160H152ZM155 161V160H154ZM164 161V162H163ZM181 161V160H180ZM188 161V159H187ZM198 161V160H197ZM203 161V160H202ZM213 161V160H212ZM214 161V162H215ZM31 162V161H30ZM44 162V161H43ZM47 162H50L49 160ZM46 162V163H47ZM169 162V163H168ZM183 162V161H182ZM215 162V163H216ZM233 162V161H232ZM246 162V161H245ZM248 162V161H247ZM254 162V161H253ZM42 163V161H41ZM54 163V162H53ZM184 163V162H183ZM182 163V164H183ZM213 163V162H212ZM220 163V164H219ZM256 163V162H255ZM50 164V163H49ZM119 164V162H118ZM172 164V165H171ZM182 164L180 163V165L182 166ZM186 164V163H184ZM190 164V163H189ZM216 164V166H217ZM234 164V163H233ZM232 164V165H233ZM252 164V163H251ZM264 165V163H262ZM45 165V164H43ZM187 165V164H186ZM191 165V164H190ZM194 165V164H193ZM207 165V164H205ZM212 165V164H211ZM239 165V164H238ZM243 165V163H242ZM249 165V162H248ZM46 166V165H45ZM53 166V165H52ZM118 166V165H117ZM122 166V165H121ZM189 166V165H187ZM214 166V165H213ZM241 166V165H240ZM254 166V165H253ZM252 166V167H253ZM43 167V166H42ZM98 167V166H97ZM193 166H191L192 168ZM205 167V166H204ZM75 168V167H74ZM91 168V167H90ZM111 168V167H110ZM177 168V167H176ZM186 168V167H185ZM202 168V167H201ZM244 167L242 166V169ZM194 169V168H193ZM205 169V168H204ZM240 169V168H239ZM245 169V168H244ZM251 169V168H250ZM41 170V169H40ZM49 170V169H48ZM125 170V169H124ZM186 170V171H185ZM209 170V169H208ZM213 170V169H212ZM225 170V171H226ZM247 170V168L245 169V171ZM80 171V170H79ZM126 171V170H125ZM261 171V170H260ZM263 171V170H262ZM45 172V171H44ZM43 172V173H44ZM55 172V171H54ZM91 172V171H90ZM105 172V170H104ZM180 172V171H179ZM214 172V171H212ZM221 172V171H220ZM237 172V173H236ZM251 172V171H250ZM39 173V172H38ZM218 173V172H217ZM227 173V172H226ZM241 173V172H240ZM240 178L242 177V174H240ZM252 173V172H251ZM46 174V173H45ZM77 174V173H76ZM260 174V173H259ZM78 175V174H77ZM125 175V173H124ZM168 177H165V176ZM173 175V174H172ZM206 174H204L205 176ZM208 175V174H207ZM224 175V174H223ZM251 175V174H250ZM46 176V175H45ZM86 176V175H85ZM112 176V174H111ZM116 176V175H115ZM120 176V175H119ZM233 176V175H232ZM231 176V177H232ZM261 176V175H259ZM11 177V176H10ZM48 177V176H47ZM123 177V176H122ZM227 177V176H225ZM263 177V176H261ZM46 178V177H45ZM44 178V179H45ZM121 178V177H120ZM254 178V177H253ZM38 179V178H37ZM34 179V180H37ZM42 179V180H44ZM116 179V178H115ZM119 179V178H118ZM233 179V178H232ZM245 177L243 179H240V183L239 185L244 188V189H249L250 191L252 190L254 193L257 194L258 191H261L259 188V185L257 186V181L252 180H244ZM23 180V179H22ZM33 180V183H34ZM41 180V179H40ZM204 180V179H203ZM230 179H227V181ZM114 181V178H113ZM112 181V182H113ZM206 181L209 182V178L206 177ZM235 181V180H234ZM264 181V180H263ZM41 182V181H40ZM47 182V180H46ZM45 182V184H46ZM51 182V181H50ZM180 182V180H179ZM224 182V181H223ZM30 183V182H29ZM43 183V182H42ZM118 183V182H115ZM119 183V184H120ZM225 183V182H224ZM227 183V182H226ZM225 183V184H226ZM237 183V182H236ZM261 183V182H259ZM238 184V183H237ZM264 184V183H263ZM33 185V184H32ZM77 185V184H76ZM165 186V189L167 187L168 190V194L170 193V195H173L174 197H176L178 200L180 199L179 205L181 204L180 207L177 208H183L186 211V214H182L180 210H168L167 209V204L165 201V197H163L161 195L160 192V188L158 186ZM177 185L181 186V188L178 191V187ZM211 185L209 186L211 188ZM229 185V184H228ZM227 185V186H228ZM261 185V184H260ZM46 186V185H45ZM232 186V185H229ZM228 186V187H229ZM109 187H111L109 185ZM118 187V186H117ZM234 187V186H233ZM232 187V188H233ZM209 188V189H210ZM236 188V187H235ZM234 188V189H235ZM264 188V187H263ZM50 189V188H49ZM95 189V188H94ZM94 189H90V192H87L83 198H82V203L89 208V205L91 203V201L95 198L96 196V192ZM104 189V188H103ZM163 189V188H162ZM186 189V191H185ZM100 190V189H99ZM112 190V187H111ZM212 190V189H211ZM108 191V190H107ZM163 191V190H161ZM230 191V190H229ZM239 191V190H237ZM241 191V190H240ZM239 191V192H240ZM48 192V191H47ZM66 192V191H65ZM99 192V191H97ZM110 192V191H109ZM124 192V191H123ZM234 192V191H233ZM242 192V191H241ZM249 192V191H247ZM245 192V193H247ZM107 193V192H106ZM113 193V192H112ZM163 193V192H162ZM165 193V191H164ZM252 193V192H251ZM104 194V193H103ZM109 194V193H108ZM229 194V193H228ZM250 194V193H249ZM83 195V194H82ZM112 195V194H110ZM117 195V194H116ZM123 195V194H121ZM134 195V197L136 198V196ZM245 195V194H244ZM44 196V195H43ZM105 196V194H104ZM120 196V195H119ZM172 196V197H173ZM117 198H119L118 196H116ZM231 197V196H230ZM239 197V196H238ZM244 197V196H243ZM250 197V196H249ZM247 198V197H245ZM120 199V198H119ZM121 199H123V196L121 197ZM200 199L202 200V202L200 201ZM241 199V198H240ZM33 200V199H32ZM95 200V199H94ZM93 200V201H94ZM99 200V199H98ZM132 200V199H131ZM136 200V204L142 201ZM170 200V199H169ZM140 201V202H139ZM248 201V200H247ZM35 202V201H34ZM128 202V201H127ZM130 202V201H129ZM201 202V203H200ZM227 202V201H226ZM237 202V201H236ZM243 202V201H242ZM252 202V201H251ZM27 203V202H26ZM93 203V202H92ZM135 203V202H134ZM229 203V202H227ZM238 203V202H237ZM37 204V202H36ZM47 204V203H46ZM82 204V205H83ZM95 204V203H94ZM97 204V203H96ZM175 204V202H174ZM138 205V204H137ZM151 205H154L153 202ZM157 205V204H155ZM231 205V203H230ZM239 205V203H238ZM25 206V205H24ZM43 206V205H42ZM70 206V205H69ZM126 206V205H125ZM22 207V206H21ZM35 207V206H34ZM91 207V206H90ZM96 207V206H95ZM99 208H101L100 206H98ZM112 207V205H111ZM114 207V206H113ZM140 207V206H139ZM175 207V206H174ZM240 207V206H238ZM26 208V207H25ZM93 208V206H92ZM110 208V207H109ZM151 208V207H150ZM154 208V207H153ZM241 208V207H240ZM239 208V209H240ZM21 209V208H19ZM38 209H39V205H38ZM44 209V208H43ZM157 209V208H156ZM169 209H173L172 207ZM238 209V208H237ZM18 210V209H17ZM20 211V210H19ZM37 211V210H36ZM13 212V211H12ZM16 212V211H15ZM18 212V211H17ZM39 212V210H38ZM56 212V211H55ZM95 212V211H94ZM93 212V213H94ZM97 212V211H96ZM95 212V213H96ZM52 213V212H51ZM21 214V213H20ZM238 214V213H237ZM11 215V214H10ZM18 215V213H17ZM48 215V214H47ZM98 215V214H95ZM103 215V213H102ZM191 215V216H189ZM240 215V214H239ZM13 216V215H11ZM104 216V215H103ZM101 219L100 216H98ZM105 217V216H104ZM229 217V218H230ZM217 218V217H216ZM215 218V219H216ZM242 218V217H241ZM18 219V218H17ZM63 219V218H62ZM160 219L161 221L165 224L166 221L164 219V217L162 215H160ZM213 219V218H212ZM223 219V218H222ZM237 219V218H236ZM247 219V218H246ZM99 220V222H100ZM105 220V219H104ZM110 220V219H109ZM172 220V221H171ZM243 220V218H242ZM168 221V222H169ZM213 221V220H212ZM227 221V220H226ZM225 221V222H226ZM232 221V220H231ZM68 222V221H67ZM111 222V220H110ZM195 222V223H196ZM233 222V221H232ZM102 223V222H101ZM105 223V222H103ZM236 224H233L232 226H228L226 228V224H222L220 225V227H216V231H221L223 233H226L227 236V240L225 239L226 237H223L227 242L223 243V247L221 253L220 254H212L211 256L208 257L209 262L211 264H220L224 259H231L233 257V255L239 253L241 250L247 249L248 245L250 244V240H249V236L250 234H248V226L246 223L244 222H239V221H235ZM107 224V222H106ZM168 224V223H167ZM194 224V223H193ZM221 224V223H220ZM249 224V223H248ZM55 224H53V227L56 228V226H54ZM65 225V224H64ZM162 225V224H161ZM204 227V226H203ZM224 227V228H223ZM264 228V227H263ZM181 229V228H180ZM214 230V228H213ZM215 231V232H216ZM251 231V230H250ZM178 232V231H177ZM198 232V231H197ZM55 233V232H54ZM57 233V232H56ZM62 235H60L62 238H54L51 243H50V247H47V249H55L58 248V245L63 242L66 241V238L68 236H70L69 233L68 236L66 238H64L63 235H67L64 234V231L61 232ZM182 233V232H181ZM60 234V233H58ZM218 234V233H217ZM73 235V234H72ZM76 235V234H75ZM107 235V234H106ZM215 235V234H214ZM58 236V237H60ZM56 237V236H55ZM73 237V236H71ZM220 237V236H219ZM68 239H70L68 237ZM75 239V238H74ZM216 239V237H215ZM224 239H220L219 240H224ZM248 239V240H247ZM251 239V238H250ZM51 240V239H50ZM214 240V238H213ZM224 240V241H225ZM80 241V240H79ZM216 241V240H215ZM65 242V243H66ZM75 242V241H74ZM73 242V244H74ZM77 243V242H76ZM83 243V241H82ZM221 243V242H220ZM249 243V244H248ZM80 244V243H79ZM216 244V243H215ZM73 246V245H72ZM78 246V245H77ZM251 246V245H250ZM174 249V248H173ZM219 249V251H220ZM48 251V250H47ZM57 251V250H56ZM210 251V250H209ZM51 252H53L51 250ZM204 252V251H203ZM216 252H218V250H216ZM50 253V252H49ZM75 253V252H74ZM89 253V252H88ZM208 253V252H207ZM210 253V252H209ZM212 253V252H211ZM215 253V252H214ZM219 253V252H218ZM73 254V253H72ZM151 254V253H150ZM75 255V254H74ZM82 257V256H81ZM206 258V257H205ZM201 259V258H200ZM80 261V258H79ZM151 261V260H150ZM206 261V260H205ZM228 261V260H227ZM81 262V261H80ZM156 262V261H154ZM208 262V261H207ZM153 263V262H152ZM80 264V263H79Z\"/></svg>",
	"mask_w": 264,
	"mask_h": 264
}]
</instances>
